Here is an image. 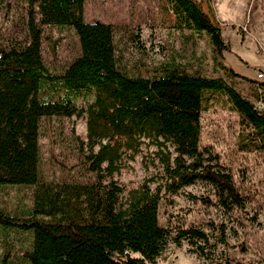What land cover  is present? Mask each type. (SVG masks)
<instances>
[{"label": "trees", "instance_id": "1", "mask_svg": "<svg viewBox=\"0 0 264 264\" xmlns=\"http://www.w3.org/2000/svg\"><path fill=\"white\" fill-rule=\"evenodd\" d=\"M167 1L181 30L207 35L217 58L230 50L196 0ZM85 2L27 0L23 38L0 42V187L33 190L29 212L0 209V264H157L169 244L184 242L208 264H234L225 252L230 249L226 224H213L211 234L163 227L160 206L202 182L215 188L223 208L242 209L244 198L232 177L212 165L201 148V117L211 96L225 95L246 130L239 146L246 151L264 146V109L226 79L193 73L176 60L150 75H131L118 57L113 26L86 22ZM46 28H71L78 38L79 55L60 72H52L43 56ZM84 95L93 101L81 110L75 101ZM83 114L86 139L76 141L87 179L46 181L43 120ZM143 146L156 147L157 172L128 188L115 175ZM10 230L30 233V246L15 251Z\"/></svg>", "mask_w": 264, "mask_h": 264}, {"label": "rangeland", "instance_id": "2", "mask_svg": "<svg viewBox=\"0 0 264 264\" xmlns=\"http://www.w3.org/2000/svg\"><path fill=\"white\" fill-rule=\"evenodd\" d=\"M221 30L230 50L215 54L210 38L181 30L167 0H86V22L113 26L115 45L122 66L131 75H150L165 62L176 60L189 71L208 78H224L259 110L264 109V0H196ZM28 19L27 0H0V42L23 38ZM43 56L52 72L62 71L80 53L71 28H46ZM93 97L75 101L86 110ZM240 114L223 94L207 101L202 113L201 148L217 169L229 174L244 198L242 209L221 206L217 191L196 183L160 206L163 227H196L207 233L221 223L228 227L234 264H264V146L241 151ZM87 117L44 119L41 126V171L48 182L85 181L76 137L86 139ZM261 144V143H259ZM156 147L143 152L115 179L128 188L138 186L157 172ZM88 177H90L88 175ZM91 178V177H90ZM33 207V190L25 186L0 187V209L24 214ZM15 251L28 248L31 234L10 230ZM3 238L0 235V253ZM157 264H208L186 242L169 244Z\"/></svg>", "mask_w": 264, "mask_h": 264}]
</instances>
